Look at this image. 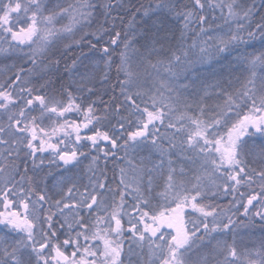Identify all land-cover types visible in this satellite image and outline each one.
Returning <instances> with one entry per match:
<instances>
[{
    "label": "snow or ice",
    "instance_id": "6c2138e0",
    "mask_svg": "<svg viewBox=\"0 0 264 264\" xmlns=\"http://www.w3.org/2000/svg\"><path fill=\"white\" fill-rule=\"evenodd\" d=\"M217 11L226 26L223 35L212 31ZM125 12L131 21L122 39L116 26L124 23ZM136 13L143 18L144 52L135 47ZM170 17L183 20L179 35L169 27ZM62 19L69 23L57 27ZM94 23L95 31L85 32ZM192 24L198 26L196 39L186 44ZM88 35L97 43L108 36L99 75L80 72L73 60L66 71L76 77L75 87L57 88L48 77L60 61L49 53L59 41H68L67 50ZM161 53L167 60L153 63L151 57ZM190 54L200 61L234 56L247 75L237 78L240 87L232 92L215 85L221 103L210 107L201 100L194 114L177 112L173 97L160 89H142V72L172 74ZM0 55L24 62L0 83V264H194L192 254L205 239L220 257L216 264H264V240L240 252L235 238L229 244L213 235L233 231V216L241 210L249 224L258 219L264 228V0L259 8L255 0H190L182 7L175 0L138 7L124 0H69L51 10L43 0H0ZM41 65L43 74L34 83L33 69ZM98 84L118 88L123 97H113L103 116L91 99ZM84 92L87 103L77 95ZM37 109L39 116L32 114ZM71 113L82 119H69ZM45 119L52 121L49 127ZM159 126L172 130L171 137L159 134ZM149 145L157 159L127 160L130 151ZM121 151L127 167L119 168L118 178L109 177L107 163ZM173 156L199 165L191 183ZM84 160L87 185L70 174ZM53 166L60 170L57 183L40 187V173L47 168L51 174ZM221 193L233 197L236 212L229 215L211 203ZM195 264H209L208 256Z\"/></svg>",
    "mask_w": 264,
    "mask_h": 264
},
{
    "label": "trees",
    "instance_id": "16d2710c",
    "mask_svg": "<svg viewBox=\"0 0 264 264\" xmlns=\"http://www.w3.org/2000/svg\"><path fill=\"white\" fill-rule=\"evenodd\" d=\"M56 0H43L44 5L46 6L47 10H50L51 8V3L55 2ZM67 1V0H64ZM156 2V0H124V3L128 4V3H134L136 4V6L138 7L139 4H149V3H153ZM175 2H177L181 7L184 4H188L190 2V0H175ZM257 8L260 7L261 4V0H255ZM113 15H116V13H114ZM122 17H123V21L124 23H119L117 22V26H116V30L117 31H121L122 36L121 38H124V33L129 31V23L131 21V14L125 12V13H121ZM212 15H215L217 17V20L215 22V24L213 25L212 31L214 32V34L219 35L220 32H222L220 29L221 28H225L226 30V26L223 25V22L219 19V12L217 11L216 13H213ZM142 16L140 13H136V22L135 24L132 25V32L135 33L136 39L139 40V43H137L135 45L136 48H139L141 52H144L145 49L143 47H141V45L144 43L143 39H141V33H143L145 31V28L142 24ZM156 17L153 16L151 20L148 21L149 26L152 23V20H155ZM100 22L102 21V18L100 19ZM69 21L68 19H62L59 21V23L57 24V27H60L61 25H66L68 24ZM168 25L169 27L176 32L177 35H179L180 30L183 27V20L182 19H177L175 17H170L169 21H168ZM97 25L94 23L93 26L91 28H86L85 32L87 33H91L93 31H95ZM190 28L193 31H189L186 33V44H191L193 40L196 39V35L194 34L196 31H198V26L196 24H192L190 26ZM83 35V33H78L76 36V39H80V36ZM131 35V33H130ZM92 40V43L97 44V47L95 49H92L88 46L87 44V40ZM108 40V36H104L103 40L100 41L99 43H97L96 39L93 38L91 35H88L85 37V42L81 43L79 46L73 45L71 48L69 49H65L64 45L66 43H68V41H59L55 46L54 50H52L49 53V58L50 59H58L60 61L59 66H58V71L53 70L51 75L48 77L49 79L52 80V82L56 85L57 88H59L60 84L63 83L64 85H72L73 87H75V83L74 81L76 80V77L73 76L71 71H66V66L68 68H71L72 62L73 60L76 61V67L77 69L80 71L82 69V67L80 66L81 62L84 61L86 58H88V56L91 53H97L99 54L100 57L103 56V53L100 51V49L105 45V43ZM159 49V45L156 46ZM171 47H175V44L173 43L171 45ZM256 50L260 49V43L259 41L256 42ZM120 49H117V52L113 54V60L118 62V53H119ZM249 52L253 51V49L249 48L248 49ZM168 56L166 53H161L159 56L153 55L151 57V59L153 60V63L156 62L157 59H164L167 60ZM135 57H134V61H135ZM0 60H2V62H10L13 61L15 62V67L10 70L6 75H3L4 78L1 80L0 83H3L8 77L12 76L13 72L15 71L16 68H19L21 66L22 63H24L23 61H21L20 59H18L15 56H5V55H0ZM228 60H235V57H229L227 60L221 58V57H214V56H209L208 58H205L203 61L198 60L197 56L195 54H190V60L186 63V65H181V66H175L172 68V74H170L167 70H163L161 69L159 73H157L156 71L152 70L151 68H148L147 71H144L141 73L140 76V85L142 87V89L146 92H150L153 93L155 92L157 89H160L161 91L164 92L165 95H171L173 97V101H174V105H175V109L177 112H182L181 111V106H182V102L179 98L178 94H175L173 92V89L171 87V82L172 83H177L179 82L183 88H185L186 86L189 85V89L191 91V87H194L195 85H199L200 84V80H199V76L203 77V81L205 82V86L208 85V82L212 81L211 79H213L214 81L218 82V78L220 79V75L221 73L218 72V70H227L228 67L230 68L229 64L228 66L226 65ZM195 61V62H193ZM47 63V61H45V64ZM25 67H32L31 65L26 64ZM44 66L41 65L39 68H35L33 69L34 73H36V76L33 77V82L36 83L37 82V78L39 75L43 74L41 72V68H43ZM102 67H103V61H102ZM45 71H47V69H45ZM217 74V75H215ZM233 73H231L232 75ZM99 75V74H98ZM116 72L115 70H113L110 73V77H111V85H116L117 83V79H116ZM218 76V77H217ZM238 76V75H236ZM161 84H163L165 87L161 88ZM200 87V86H199ZM98 96H93L91 97L92 100L96 101V111L98 115H104V109L107 105H111L113 103V97L117 98V100H122L123 97H121L119 95V89L115 88V90H113V88L108 85L105 84L104 86H99L98 84ZM192 92V91H191ZM78 96H80L83 101L85 103H87L88 98H89V94L87 92L84 93H77ZM178 96V98H176ZM185 98V102H187L189 104V100L187 97H183ZM57 99H63V97L61 96H57ZM197 100H199V98H197ZM103 101V103L101 102ZM79 102V101H78ZM84 106V104H82V107ZM191 113V112H189ZM35 116H39V110L37 109V111L32 113ZM192 114V113H191ZM69 119L71 120H81L82 116L79 113H71L69 114ZM108 120L111 121L112 124H115V120L112 119L111 116L108 117ZM52 123V121H49L47 119H45L43 126L44 127H49L50 124ZM105 128L110 127V125L108 124L107 121H105L104 124ZM160 128V133L161 135L163 134H167V136L171 137L172 135V130L170 129H166L164 126H159ZM122 142V141H120ZM162 147L167 148L168 144H167V140L163 141L162 143ZM146 148V149H144ZM151 150V146H146V147H142L141 149L136 150L135 152L130 151L127 157V160H130L133 164H138L140 162L141 159H146L144 158V156L147 155V151L150 152ZM156 154H159L155 149H154ZM47 155V154H45ZM124 155V153L121 151L118 153L117 157L115 158H111L106 166V171H107V175L109 177H117L119 176V168L120 167H127V161L120 159V157H122ZM185 162H187V164H190V168L195 167V166H199L196 163H192L189 162L187 160H185ZM87 164L88 161L84 160L83 163L80 165L79 168H73L72 169V173L70 174H74L75 176L80 178V184L82 185H87L88 183V176H87ZM198 167H195L193 169V173L197 172ZM49 173V169H45L44 172L40 173V178L42 183L40 184V187H44L47 186L49 189H51L53 187V185H55L56 179L57 177H60V170L56 169L54 166L51 168V174ZM32 170L31 168H29V172L28 175H32ZM113 186L115 187V183H113ZM242 191L244 189H241ZM232 199L233 197L231 195H225V194H220L217 197L212 198L211 203L214 205L218 206V210L219 209H223L224 211H226L227 213H233L236 212V209L234 207H232ZM44 211V210H42ZM242 212V210H241ZM241 212H236V215L233 216V218H245ZM196 218V217H194ZM258 221V219H257ZM259 222V221H258ZM147 253H145L143 259H146ZM216 264V263H215Z\"/></svg>",
    "mask_w": 264,
    "mask_h": 264
},
{
    "label": "rangeland",
    "instance_id": "374dc122",
    "mask_svg": "<svg viewBox=\"0 0 264 264\" xmlns=\"http://www.w3.org/2000/svg\"><path fill=\"white\" fill-rule=\"evenodd\" d=\"M66 2H69V0L67 1L56 0L55 2L51 3L52 6L50 10L54 8L57 3L63 4ZM223 34H224L223 32L219 33V35H223ZM55 47L56 46H54L52 50H54ZM228 64L230 68L228 67L227 70H218V72L221 73V75L219 76L220 79L218 78V82L211 79L212 81L208 82V85L205 86L204 84L205 82L202 80L203 77L199 76L198 78L200 80V84L191 87L192 92L189 89V85L183 88V86L179 82L177 83L171 82V87L173 89V92L179 95V98L183 103L181 106V111H188L194 114L195 109L197 105L200 104L201 100H203V102L209 105L210 107L217 103H221L220 98L218 97V95H216L218 89L214 88V86L217 84H219L221 87L227 89L230 92L238 89L240 87L239 80H243L246 77L247 73L244 71L242 67L235 64V60L234 61L228 60L226 65L228 66ZM14 65L15 62L13 61L2 62V60H0V82L4 78L3 75H6L10 70H12L14 68ZM80 66L82 67L80 72H93L98 75L99 69L102 68V59L99 56V54L91 53L88 56V58H86L84 61L81 62ZM231 73L233 74L231 75ZM237 78H239V80ZM183 97L188 98L189 104L185 102L186 99ZM176 98H178V96ZM197 98H199V100H197ZM158 155L159 154H156L154 149L151 148L150 152L147 151V155L144 156V158H150L155 160L157 159ZM172 159L176 161V163L179 166L184 167L186 172V176L184 177V179L187 182L191 183L193 181V177L196 174H198L199 166H195L198 167V169L197 172L193 173L192 171L195 167L190 168L191 163L187 164V162H185L186 159L183 156H181L179 159H177L176 156H173ZM59 178L60 177H57L56 182ZM228 214L231 215V213ZM233 219L236 221L235 225L233 226V231H230L229 233H225V234H213V235L216 236L217 239L221 241H226L229 244L232 243L233 239L235 238L237 249L240 252H243L245 250L250 251L253 248H258L261 241L264 240V228H261L259 226V222L257 221L256 225L252 226L251 224L248 223V221L245 218H239V219L233 218ZM215 243L216 241L212 240L213 246L215 245ZM203 244L205 245L201 244L199 247H197L194 250L192 254L191 258L194 264L203 256H208L209 264H215L216 260L220 259V257L215 255L214 247L208 245L207 239H205ZM146 259H148V256L146 257Z\"/></svg>",
    "mask_w": 264,
    "mask_h": 264
}]
</instances>
